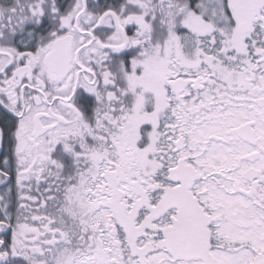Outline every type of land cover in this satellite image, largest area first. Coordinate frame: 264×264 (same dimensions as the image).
I'll list each match as a JSON object with an SVG mask.
<instances>
[{
  "label": "snow or ice",
  "instance_id": "obj_1",
  "mask_svg": "<svg viewBox=\"0 0 264 264\" xmlns=\"http://www.w3.org/2000/svg\"><path fill=\"white\" fill-rule=\"evenodd\" d=\"M0 264H264V0H0Z\"/></svg>",
  "mask_w": 264,
  "mask_h": 264
}]
</instances>
